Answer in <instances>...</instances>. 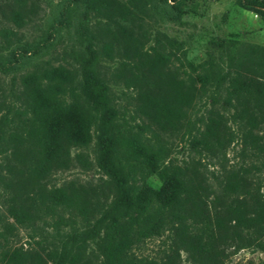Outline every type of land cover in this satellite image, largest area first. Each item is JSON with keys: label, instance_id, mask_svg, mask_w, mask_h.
<instances>
[{"label": "trees", "instance_id": "1", "mask_svg": "<svg viewBox=\"0 0 264 264\" xmlns=\"http://www.w3.org/2000/svg\"><path fill=\"white\" fill-rule=\"evenodd\" d=\"M13 1L17 8L9 19L21 26L24 1ZM236 3L264 23V0ZM83 7L100 21L81 24L85 47L70 52L74 64L26 75L11 102L0 87V238L17 227L44 231L36 223L48 217L51 238L62 248L57 260L45 254L53 264H93L83 259L88 244L97 264H172L180 250L200 264H220L228 246L264 249V138L255 133L264 125V47L229 42L224 69L210 60V70L191 73L176 40L157 34L153 46L144 48L151 19L147 0H83ZM10 35L0 30L5 43ZM117 55L110 80L131 92L129 105L118 101L103 78L102 63ZM220 91L228 116L204 100L216 105ZM193 106L202 113L192 121L185 108ZM134 128L150 131L142 150L125 146ZM178 133L195 154L221 162L238 144L243 163L213 174L219 189L214 192L196 169L199 162L163 163L169 154L162 136ZM93 134L105 179L87 190L43 187L54 168L69 166L70 148L87 147ZM138 159L154 165L162 181L157 190L131 182ZM76 160L85 163L82 154ZM162 237L170 240L163 258L135 254L145 241ZM43 241L35 245L42 248ZM40 257L38 251L2 254L7 264H37Z\"/></svg>", "mask_w": 264, "mask_h": 264}, {"label": "rangeland", "instance_id": "2", "mask_svg": "<svg viewBox=\"0 0 264 264\" xmlns=\"http://www.w3.org/2000/svg\"><path fill=\"white\" fill-rule=\"evenodd\" d=\"M23 24L18 26L9 19L10 9L17 8L13 0H0V30L5 27L13 35L7 42L0 36V66L5 73L0 72V87L6 101H13L10 94L18 93L22 89V81L26 75L42 74L47 70L55 69L59 65L74 64L69 57L70 52H82L85 47L84 36L80 26L84 22L95 24L100 21L96 15H85L83 0H23ZM125 1V0H122ZM151 19L146 21L148 33L144 39V48L154 44L157 34H162L179 42L185 51L183 60L187 72L200 73L205 67L211 69V62L225 68L224 54L229 42H238L243 46L264 47V23L254 12L240 8L236 0H147ZM5 14V17L2 15ZM101 24V23H100ZM121 57L117 55L114 61L103 62V78L111 92L118 101L124 105L131 103V92L122 84H114L110 78L117 67ZM211 60V62H210ZM183 70V69H182ZM211 94V93H210ZM224 95L220 91L218 103L212 105V99L206 98L208 108L216 109L229 115V109L224 105ZM198 107L185 108L190 120H194L202 111ZM130 122V121H129ZM141 124L143 122L137 121ZM135 125L134 122H130ZM134 136L125 142V146H134L142 150L143 144L149 143L151 137L148 128H143L142 133L137 128L133 129ZM264 138V125L256 132ZM152 141V140H151ZM161 144L167 148L169 158L178 165L190 164L193 161L200 174L204 176L210 190L217 192L219 189L212 179L221 167L237 169L242 165L239 154L240 146L235 144L226 152V162L210 159L208 156H199L194 153L188 142L182 138L181 133L174 136H162ZM99 153L96 134L92 135L87 147L78 149L70 148L71 162L66 168H54L42 181L46 189L62 188L66 191L88 189L100 184L105 179L96 164ZM82 154L85 163L79 164L76 155ZM135 169L131 173V182L139 187L157 190L162 181L154 173L152 162L138 159ZM264 191V180L261 192ZM0 211L4 208L1 205ZM11 222V220H10ZM44 231L31 228L17 227L12 234L0 238V264H7L2 258L3 252L23 253L37 252L41 254L37 264H53L45 254L53 256L62 252L61 245L51 238L53 233L52 221L48 217L36 223ZM44 239L42 248L35 245L36 241ZM220 264H264V249L252 247L249 249H236L228 246L222 249ZM44 251V252H42ZM165 252H170V240L167 237L145 241L135 250L140 258L159 260ZM84 261L97 264L93 247L86 245L83 251ZM30 259L26 260V263ZM172 264H200L197 259L180 250L179 255H173Z\"/></svg>", "mask_w": 264, "mask_h": 264}]
</instances>
